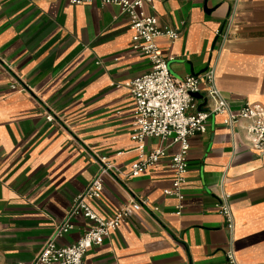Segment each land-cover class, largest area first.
<instances>
[{
	"label": "crops",
	"instance_id": "1",
	"mask_svg": "<svg viewBox=\"0 0 264 264\" xmlns=\"http://www.w3.org/2000/svg\"><path fill=\"white\" fill-rule=\"evenodd\" d=\"M144 10L178 32L157 39L174 77L212 67L233 111L264 105V0H149ZM130 39L115 4L0 0V264L32 262L99 156L112 166L99 209L112 213L130 196L142 209L82 264H230L228 252L237 264H264V155L251 150L244 121L210 113L206 130L189 137L182 199L163 192L176 143L147 138L146 150L162 146L167 156L129 174L137 151L127 83L150 69ZM211 106L206 98L200 109ZM224 197L232 228L216 207ZM89 225L77 217L58 242L74 243Z\"/></svg>",
	"mask_w": 264,
	"mask_h": 264
},
{
	"label": "built area",
	"instance_id": "2",
	"mask_svg": "<svg viewBox=\"0 0 264 264\" xmlns=\"http://www.w3.org/2000/svg\"><path fill=\"white\" fill-rule=\"evenodd\" d=\"M67 1L70 4L99 1L103 4L117 5L129 19L131 49L149 62L150 69L146 73L134 77L127 83L133 106L130 138L135 142L137 151L136 158L130 163V175H140L167 156L166 148L162 146L146 150L147 138L170 141V144L176 143L179 146L178 150L168 158L173 179L170 188L164 189L163 192L182 199V187L188 169V139L191 135L206 130V121L210 113L222 115L223 123L226 125L244 121L251 150L257 155H264V105L246 102L237 111H233L215 86L212 67L198 75L190 74L181 79L174 77L168 67V58L161 52L157 39L164 36L173 40L178 37V32L172 28L160 27L157 18L146 13L144 4L149 3V0ZM225 35L226 32L223 36ZM16 86H18L16 83L12 84L13 88ZM193 93H203L206 98L212 100V106L207 110L196 109L189 112V109L195 108ZM46 119L51 121L54 117L48 113ZM98 163V171L84 189L72 198L63 220L55 225L29 264H82L83 255L91 247L100 245L122 223L142 209L141 203L132 196L127 203L112 213L99 209L98 201L104 188L103 177L112 166L105 156H99ZM226 198L218 202L216 207L224 216L226 226L232 228L233 215ZM77 217L88 220L90 225L74 243L60 244L58 240L74 227ZM227 257L230 264H237L231 252H228Z\"/></svg>",
	"mask_w": 264,
	"mask_h": 264
},
{
	"label": "water",
	"instance_id": "3",
	"mask_svg": "<svg viewBox=\"0 0 264 264\" xmlns=\"http://www.w3.org/2000/svg\"><path fill=\"white\" fill-rule=\"evenodd\" d=\"M192 96H193L194 98H197V99L202 98V95L199 94V93H193ZM205 101H206V98H203V102L198 106V109H200V107H201L202 105L205 104Z\"/></svg>",
	"mask_w": 264,
	"mask_h": 264
}]
</instances>
